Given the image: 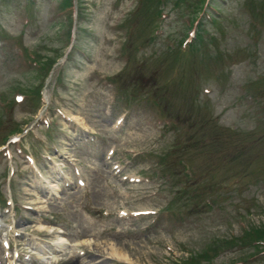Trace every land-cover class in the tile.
<instances>
[{
  "label": "rangeland",
  "instance_id": "obj_1",
  "mask_svg": "<svg viewBox=\"0 0 264 264\" xmlns=\"http://www.w3.org/2000/svg\"><path fill=\"white\" fill-rule=\"evenodd\" d=\"M163 1L71 0L68 12L66 0H0V97L23 96L7 113L0 103V142L27 129L0 154V199L38 210L10 204L4 217L31 238L79 243L91 252L82 264H264V240L250 236L264 226V0H213L189 54L168 44L196 28L199 0ZM69 29L72 55L43 80L39 65L65 54ZM40 85L41 105L29 94ZM67 243L42 261L19 251L64 264Z\"/></svg>",
  "mask_w": 264,
  "mask_h": 264
},
{
  "label": "trees",
  "instance_id": "obj_2",
  "mask_svg": "<svg viewBox=\"0 0 264 264\" xmlns=\"http://www.w3.org/2000/svg\"><path fill=\"white\" fill-rule=\"evenodd\" d=\"M156 2H157V4H162V0H155ZM205 1L206 0H199L197 3H196V6H195V8L194 9H192L191 11H192V15L193 16H195V17H193L192 16V18H196L198 15H199V13L201 12V9L203 8V6H204V3H205ZM212 2H213V0H211ZM212 2H211V4L209 5V8L210 9H212L213 8V6H212ZM66 3H70V0H66ZM161 9L160 8H158V9H154V11H152L153 12V14H157V15H159V11H160ZM197 15V16H196ZM206 20H208V19H206ZM210 21V23L212 24V22L214 23L215 22V20H214V18L212 17L211 19H209ZM205 22H208V21H205ZM204 22L202 21V22H199V24H198V26H197V28H196V35H195V37H194V39L192 40V42H191V44L188 46V48H187V50H188V53H190V51H192V50H195V49H197L200 45H201V43L199 42L200 40H201V33H202V24H203ZM202 29V30H201ZM173 50L174 51H176V53L178 54L179 52H180V49H178L177 48V46H175V47H173ZM169 51V50H168ZM184 52V51H183ZM182 52V53H183ZM246 232V231H245ZM251 234L253 235V237L254 238H257L258 240H264V226H258V227H254L252 230H251ZM203 255V254H202ZM201 255V256H202ZM203 256H205L206 258H208V259H210L207 255H203ZM196 255H194L193 256V258H191V261L194 259H196ZM200 257V256H199ZM190 261V262H191Z\"/></svg>",
  "mask_w": 264,
  "mask_h": 264
},
{
  "label": "bare ground",
  "instance_id": "obj_3",
  "mask_svg": "<svg viewBox=\"0 0 264 264\" xmlns=\"http://www.w3.org/2000/svg\"><path fill=\"white\" fill-rule=\"evenodd\" d=\"M52 232V231H51ZM65 243H67L66 239H64L63 237L60 236V234H56L55 235V239L53 240V242H51V244H48V245H41L44 247L43 251L40 253V258H55V256H52L50 257L53 253H55L57 250H52V249H62L63 246H65ZM81 244H84V241L81 243ZM93 247H96V248H99V244H94ZM107 250L109 251L108 253L112 256H116V255H119V256H127L124 251H122L120 248H115V246L113 245H109V247L107 246L106 247ZM47 250L49 252H47ZM52 250V251H51ZM97 251H99L98 249H96ZM89 254H91V252H88ZM1 258V257H0ZM123 258V257H122ZM57 259H55L54 261H56ZM73 263H72V262ZM46 262V260H45ZM62 262H64V264H82L81 262H78L77 261V256L75 254L73 255H68V258L64 257L62 259Z\"/></svg>",
  "mask_w": 264,
  "mask_h": 264
}]
</instances>
